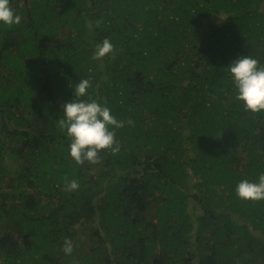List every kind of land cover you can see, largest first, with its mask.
Instances as JSON below:
<instances>
[{
  "label": "trees",
  "instance_id": "obj_1",
  "mask_svg": "<svg viewBox=\"0 0 264 264\" xmlns=\"http://www.w3.org/2000/svg\"><path fill=\"white\" fill-rule=\"evenodd\" d=\"M10 3L22 20L0 24V264H264V200L235 192L264 172V111L235 99L226 66L264 63V0ZM106 37L114 51L93 59ZM82 78L125 121L120 151L95 164L70 157L58 121Z\"/></svg>",
  "mask_w": 264,
  "mask_h": 264
},
{
  "label": "clouds",
  "instance_id": "obj_2",
  "mask_svg": "<svg viewBox=\"0 0 264 264\" xmlns=\"http://www.w3.org/2000/svg\"><path fill=\"white\" fill-rule=\"evenodd\" d=\"M21 20V14L11 6L10 0H0V24L12 26L21 23ZM114 47L109 38H104L95 45L93 59L105 57L114 51ZM226 66L235 99L241 101L248 111H264V63L253 55L241 53ZM90 86L87 78L76 83L74 97L61 105L63 114L58 119L61 130L69 139L68 154L77 164L86 161L97 163L102 150L119 152L121 145L116 138V129L125 126V121L118 120L107 103L90 96ZM66 186L67 190L73 191L79 187V182L68 179ZM235 192L242 200H264V172L259 173L255 180L240 179ZM73 247L72 240L66 237L62 245L63 253L71 255Z\"/></svg>",
  "mask_w": 264,
  "mask_h": 264
}]
</instances>
